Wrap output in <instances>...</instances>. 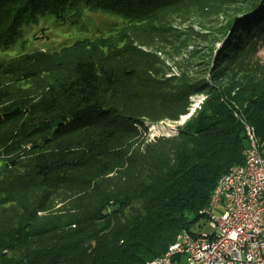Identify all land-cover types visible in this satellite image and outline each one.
Returning a JSON list of instances; mask_svg holds the SVG:
<instances>
[{"label": "trees", "instance_id": "16d2710c", "mask_svg": "<svg viewBox=\"0 0 264 264\" xmlns=\"http://www.w3.org/2000/svg\"><path fill=\"white\" fill-rule=\"evenodd\" d=\"M188 1L0 0V47L69 8L110 11L154 33L156 13ZM236 24L228 20L214 58L218 78L233 71L219 84L158 79L149 51L126 43L103 56L88 39L0 64V264H145L181 231L202 230L217 179L243 162L236 116L264 149V61L246 56L264 42V15L237 35ZM142 37L134 42L148 45ZM200 87L205 99L175 134L148 137L147 123L177 120Z\"/></svg>", "mask_w": 264, "mask_h": 264}, {"label": "rangeland", "instance_id": "374dc122", "mask_svg": "<svg viewBox=\"0 0 264 264\" xmlns=\"http://www.w3.org/2000/svg\"><path fill=\"white\" fill-rule=\"evenodd\" d=\"M260 2L259 7L244 14L242 10L249 4V0H190L156 13V30L149 34L140 31V23H136V29L132 30V23H127L120 14L69 8L60 17L45 14L22 25L14 42L7 47H0V64H6L24 53L57 50L77 40L88 39L100 42L102 49H99V52L103 56L107 50L126 43L149 51L157 61L153 76L158 79L176 84L206 78L219 84L227 81V77L233 73L232 70H227L225 77L218 78L219 74L213 73L212 70L222 61L219 58L215 63L214 58L227 38L223 35L225 26L229 19L236 17L238 22L235 35L241 33L245 22L258 20L264 15L263 0ZM137 36H143L142 41L148 45H137V42H134ZM246 56L251 62L262 63L264 42L256 43L255 50H247ZM18 86L27 88L34 87V84L20 82L14 88ZM205 92L206 89L200 87L195 93L188 95V111L177 120L160 119L156 123H147L148 137L175 134L179 130L178 127L186 123L190 115L200 108L206 97ZM3 164L4 159L1 158L0 168ZM215 214L218 215V212Z\"/></svg>", "mask_w": 264, "mask_h": 264}, {"label": "built area", "instance_id": "2783aa9c", "mask_svg": "<svg viewBox=\"0 0 264 264\" xmlns=\"http://www.w3.org/2000/svg\"><path fill=\"white\" fill-rule=\"evenodd\" d=\"M245 123L251 148H244L237 170L219 178L218 192L202 209L206 229L187 231L153 264H264V149Z\"/></svg>", "mask_w": 264, "mask_h": 264}, {"label": "bare ground", "instance_id": "6f19581e", "mask_svg": "<svg viewBox=\"0 0 264 264\" xmlns=\"http://www.w3.org/2000/svg\"><path fill=\"white\" fill-rule=\"evenodd\" d=\"M237 119L241 122L242 124V127H243V131L246 130V123H245V120L240 117V116H236ZM245 135V140H246V147L245 148H251V141H249V133H244ZM243 156H244V150H243ZM238 169V164H234L232 165L224 174H222L219 178H222L224 176H227L228 174H230V172H234L235 170ZM219 178L217 179L216 183H215V186L210 194V197L212 194H216L218 192V188H219ZM209 197V199H210ZM208 206V202L206 204L205 207ZM187 233L186 230H183L181 231L176 237L175 239L170 243L168 244V246L166 247V249L164 250V252L161 254V255H168V253L170 252V250L179 242V240L185 236ZM157 260V257H154L152 259H149L145 262V264H153L155 261Z\"/></svg>", "mask_w": 264, "mask_h": 264}, {"label": "water", "instance_id": "95a60500", "mask_svg": "<svg viewBox=\"0 0 264 264\" xmlns=\"http://www.w3.org/2000/svg\"><path fill=\"white\" fill-rule=\"evenodd\" d=\"M236 21L238 22V19L236 18Z\"/></svg>", "mask_w": 264, "mask_h": 264}]
</instances>
